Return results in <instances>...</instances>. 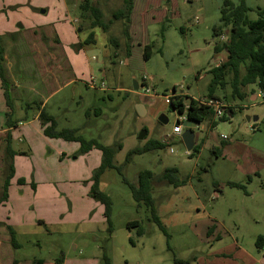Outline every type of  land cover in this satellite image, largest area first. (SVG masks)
<instances>
[{"label": "rangeland", "instance_id": "rangeland-1", "mask_svg": "<svg viewBox=\"0 0 264 264\" xmlns=\"http://www.w3.org/2000/svg\"><path fill=\"white\" fill-rule=\"evenodd\" d=\"M91 1L101 8L108 29L93 28L95 42L84 43L78 37L87 39L93 29L89 20L81 18L82 0H49L56 8L67 5L69 17L78 21H67L75 26L71 32H62L63 37H78L66 47L56 41L50 26L29 27L25 10L44 17L43 7L37 6L46 0H17L2 8L0 14L8 16L9 27L14 31L0 34L13 102L10 115H6L9 109L0 80V191L6 121L32 118L57 84L62 87L48 95L42 105L56 119L57 129L75 128L84 138H94L107 146L119 142L121 149L115 155V163L121 165L129 149L142 145L144 138L138 139L142 129L147 136L160 140L171 132L177 120L184 121L183 114L169 108L164 95L183 93L195 100L206 97L212 78L209 69L226 57L225 50L214 51V45L222 41L212 34L213 27L219 24L223 0H134L129 39L123 34V21L112 18V12L122 6L123 0ZM245 3L251 8L248 17L256 21L258 9L264 11V0ZM222 34L229 35V29ZM109 37L118 40L117 48L107 41ZM146 44L152 45L148 59L143 57ZM127 45L130 55L126 54ZM62 47L72 54L74 69L63 56ZM92 81L96 88L89 86ZM65 82L68 83L61 85ZM101 83L104 90L97 89ZM134 83L142 87L134 90ZM15 85L20 86L18 91H25L16 92ZM244 90L246 97L242 100L231 97L228 85L215 90V96L229 104L232 111L224 114L225 120L212 114L194 128L196 141H202L200 152L190 156L181 138L171 137L164 148L133 154L123 165V174L133 184L139 171L149 169L154 173L152 196L170 236L168 240L150 220L145 206H137L115 170L106 171L102 180V190L113 203L110 237L107 224L98 213L89 225L84 224L85 219L64 217L70 213L68 195L72 192L76 194L71 196L73 202L85 198L97 202L81 193L93 170L87 180H69L60 156L47 148L41 151L35 142L37 127L27 125L33 152L24 155L17 151L16 140L12 147L29 183L25 190L17 188L16 183L9 190V185L11 198L6 208H0V215H18L21 226L15 238L20 246L14 248L7 230L0 227V250L4 255L1 264H31L33 259H42L43 264H57V259L65 260L64 264H101L103 247L110 264H176L175 257L188 264H264V246L259 248L255 243L259 235L264 238V101L255 85ZM255 92L259 95L252 99ZM143 102L148 112L140 114L138 105ZM159 114L168 118L166 124L157 120ZM253 116L257 119L253 120ZM223 137L225 145L217 157L212 151L220 146ZM23 150L28 152L26 147ZM78 151L77 147L68 159L79 165L78 156L83 154ZM82 162L85 163L83 157ZM169 167H176L178 178L186 179V183L174 187L159 180ZM228 182L243 184L245 188L231 187ZM36 184L47 192L49 204L34 207L38 197ZM94 212L93 207L89 214ZM133 220L140 222L143 235H137V227H127ZM212 224L213 230L207 235Z\"/></svg>", "mask_w": 264, "mask_h": 264}, {"label": "trees", "instance_id": "trees-1", "mask_svg": "<svg viewBox=\"0 0 264 264\" xmlns=\"http://www.w3.org/2000/svg\"><path fill=\"white\" fill-rule=\"evenodd\" d=\"M169 1V0H167ZM134 0H123L121 7L115 9L112 12V18L114 20L123 21V34L129 39V23L130 15L133 10ZM81 10V18L89 20L90 28L100 27L103 31L108 29V24L103 20V12L101 8L91 0H82L79 5ZM251 10L245 0H240L238 4H234L231 0H223L222 7L220 8L219 24L215 25L212 29L213 36H220L224 29H229V42L220 43L217 42L214 45V51L220 52L226 51V58L214 67L209 69L212 74V78L207 87V96L216 97L215 90L217 88H224L227 85L231 90V97L233 99H244L246 97L245 88L248 85H255L259 91H261V97L264 101V11L258 9V17L256 21L251 20L248 17V12ZM4 9L0 10V13ZM164 30L163 27L161 29ZM107 41L117 48L119 42L115 37H109ZM94 33L91 31L84 43H94ZM151 44L144 46V59H148L151 55ZM126 54L130 55V46H126ZM5 66V49L2 44V36L0 35V80L2 83L3 95L5 103L9 109L6 115H10L12 111V101L8 92L9 81L6 77ZM175 90V88H172ZM169 108L176 110L179 114L185 115L186 119L196 123H201L207 117L212 115L211 109L198 104L193 98H189L186 95H172L169 97ZM230 114L232 107L229 108ZM226 115H223L220 120H225ZM38 120L40 121L42 132L45 136L50 138H60L69 142L79 143V153L85 154L92 149H97L101 152V161L98 167L93 169L91 173L90 187L87 195L93 200L97 201L103 206V217L107 224V233L110 237L113 232L111 214H112V199L100 188V180L102 175L108 170H115L122 179V182L129 188L132 198L137 206L144 205L150 213V220L153 221L158 228L166 235L167 240L169 234L161 221L160 216L157 214L155 208V201L152 196V183L154 180V173L149 169H144L138 172L137 182L133 184L130 182L122 172L123 165L129 162L130 157L133 154H142L147 151L161 149L166 146V143L158 139H147L141 147L132 148L125 156L124 162L121 165L115 163V155L121 149V144L115 142L111 146L104 145L98 142L96 139H86L83 136L77 134L75 128H61L57 129V122L54 116L49 114L43 107H38ZM216 124V123H215ZM14 126V122L11 119L6 121L5 133V147L3 158V183L0 191V204L8 199V187L10 180L14 176V164L13 158L16 151L12 148V138L10 128ZM146 136L144 137V139ZM202 142V141H201ZM225 145V142L221 140L220 146L215 147L212 151L217 157L221 155V149ZM200 143L194 145L190 156L193 153H198L200 150ZM159 180L178 187L186 183V179L178 178V170L176 167H169L163 170L158 177ZM250 181V178L248 179ZM24 178L17 179V183L24 184ZM231 187L245 188L243 184L236 182L227 183ZM30 185L34 187L33 181ZM0 225L4 223L0 222ZM127 227H137V235L144 234V228L141 226L138 220L129 221ZM214 224H212L207 231V235L213 230ZM10 238V244L15 248L20 244L16 241L15 232L9 225H5ZM219 238V235L216 236ZM130 242L131 239H129ZM256 246L261 248L264 246V238L259 235L256 239ZM169 248V246H168ZM176 264H188V261L174 258ZM57 264H61L62 260L57 259ZM101 264H110V258L107 256L105 248H102V254L100 258ZM31 264H43L42 259H33Z\"/></svg>", "mask_w": 264, "mask_h": 264}, {"label": "crops", "instance_id": "crops-1", "mask_svg": "<svg viewBox=\"0 0 264 264\" xmlns=\"http://www.w3.org/2000/svg\"><path fill=\"white\" fill-rule=\"evenodd\" d=\"M18 1H25V0H18ZM33 1H35V0H31L32 3H33ZM10 2L11 3H15V2H17V0H0V9H2L4 6L8 5L7 3H10ZM38 7H43V9H44L43 10V14L45 15L44 17H42L41 14H39V13H35V12L32 13V12H29V11L25 10V15H26L27 20H28L27 22L31 23V25L29 27L36 28L38 26H41V27L42 26H46V25L50 26V28L53 30L52 32L56 34V37H57L56 41L64 44L65 47H66V45L68 43H75L76 42V40H77L76 37H78V36L75 37L73 35V36H71L69 38H64L63 35H62V32H64V31L71 32V30L73 29V26H75V25H68L67 21H69V22H71V21L72 22L73 21L74 22H78L77 19H71L69 17L67 5L59 4V7L56 8L55 5L52 6L51 4H49V0H46L45 3L43 2V4H38L37 8ZM22 17H24V16H22ZM4 18H6V19H4ZM87 20L88 19H85V21H87ZM8 22H10L8 16L4 17V14H0V34H2L4 32L14 31L13 28H10L11 25L9 27V23ZM2 28H4L5 30H1ZM1 31H4V32H1ZM91 31H93V33H94V29L90 30L89 33ZM85 39H81V37H78L79 41L81 40V41L84 42ZM94 41H95V35H94ZM65 47H62V49H61L62 50V54L68 60L71 68L74 69L73 64H72L73 63L72 62L73 56H72L71 53H66ZM225 58L222 61H224ZM46 71L49 72L50 70L47 69ZM67 83L68 82H65V83H63L61 85L64 86ZM19 87H20L19 85L13 86V88L16 90V92H22L23 93L25 91V89L22 88V90L18 91ZM61 87L62 86H60V84H57L55 90L52 93H49L48 95L50 96L51 94L56 92ZM247 88H248V86H247ZM115 89H120V88L117 87ZM29 90L32 91V88H29ZM169 95L170 94H165L164 97L167 99V97ZM47 96L45 98H43L40 107H42L43 103H45V101L47 99ZM257 96H258V93L256 94V92H255L250 97L252 99H255ZM11 101H12V99H11ZM140 104H141V106H140V108L138 107V110H140L143 113H147L148 112V108L144 104V102L140 103ZM12 105H13V102H12ZM21 119H19V120H11V121L14 122V126H12L10 128V132H11L12 144L16 140V142L19 143L16 150L20 151L24 155H29L34 150L33 143H32V141H33L32 134H30L29 130H27V128H25V127L27 125H30V126L31 125H35L37 127V128H35L36 133L34 134L36 136V139H37L35 142H37V144L39 146V149L41 151H43L45 148H47V150L50 151V152H53L54 155H59L60 156V158H61L60 163H65L66 169H67V176H68L69 180H73L75 182H77L80 179H86L87 180L89 178L90 171H92L94 168H96L100 164L101 152L99 150H97V149H92L89 152L83 154L82 156L79 155L78 159L79 158L81 159V162H80L79 165L76 164V163H71L73 161H70L68 159V156L70 157V155H72V153L75 151V149H77V147L79 148V143L78 142H76L77 144L76 143H70L69 141H65V140L60 139V138H50V137L45 136L43 134V132H42V128H41L40 122L38 120V110L32 116V118H26V116H23V118H21ZM213 126H215V123L213 124ZM7 130L8 129L6 127L3 129L4 132H6ZM20 134L22 135L21 136L22 139L20 137ZM147 135L148 134H146V138L142 142V145L145 143V141L147 139H154V138H151V137H149ZM221 139L224 141V137L221 138ZM160 141L166 143V138L165 137L161 138ZM24 143L26 144L25 146L23 145ZM197 143L198 142L195 139V144H197ZM24 147L27 148L28 152H26V150H23ZM64 152L66 153L65 156L63 154ZM221 155H222V149H221ZM82 157L84 158L85 163L82 162ZM62 159H63V161H62ZM13 164H14V170L15 171H14V176L10 180L11 184H10L9 190H10V188L13 185H15V183L17 184V185H15L17 188L21 187L22 189L25 190V188L27 186V183H29V182L26 179V175H24L26 173V171L22 172L20 170V168L22 169V164L20 163V158H18L17 155H14ZM103 176H104V174L102 175L101 180H100V188L101 189H102ZM20 177L24 178L25 182H24L23 185L18 186L17 179L20 178ZM90 184H91L90 182H87L86 186L83 187V191L81 192L82 194L84 193V195H85V194L88 193ZM39 186L40 185L36 184L35 195H38V197L34 200V203H33L34 207L35 206L41 207L44 204L47 205V204L50 203V200H48L47 197H46V195H47L46 193L47 192L46 191H41L39 189ZM73 190L76 193L79 192L78 189H77V191L75 189H73ZM71 196L75 197L76 194L74 192H72L71 195L70 194L68 195V197L71 200V202H70V210H69L70 213L69 214L65 213L64 217H69V216L70 217H77V220L78 219H80V220L85 219L86 222H84V224H87V225L90 224L92 218L97 213H98V215L102 216L101 219H104V217H103V206L100 203H97V202L91 203L90 201L87 200V198L81 199V200L77 199V201L73 202ZM10 198H11V193L9 192L7 201L2 202L0 204V208H1V206L6 208L7 207L6 205H7V203H8ZM75 204L77 206H74ZM93 207L95 209V212L90 215L89 214L90 210ZM9 214L10 215H7V216L4 215V213L0 215V222L4 223V225H0V227H4L5 228V225L11 226L13 228V230L15 232V236H16L17 229L21 226V224H19V217H18V215H11V212H9ZM104 221H105V219H104ZM8 239H9V243H10V238H8ZM3 257H4V255L2 253V250H0V264H1V259ZM64 263H65V260H63L61 264H64Z\"/></svg>", "mask_w": 264, "mask_h": 264}, {"label": "built area", "instance_id": "built-area-1", "mask_svg": "<svg viewBox=\"0 0 264 264\" xmlns=\"http://www.w3.org/2000/svg\"><path fill=\"white\" fill-rule=\"evenodd\" d=\"M221 37V41L222 43H228L229 42V35H220ZM89 86L91 88H96L93 81L92 83L89 84ZM98 89H105V86L101 85L99 87H97ZM146 91H148V89H146ZM173 94H170L167 99L169 101V97L172 96ZM174 95H182V93H174ZM259 95V94H258ZM261 96V95H260ZM195 100V99H194ZM198 102V104L204 105L206 107H208L209 109H211L212 114L214 116H216L217 118H221L226 112H228L229 108H231V106L225 102H223L221 99H219L218 97H203L202 99H197L195 100ZM186 117L185 115H183V120H185ZM183 131V126H182V122L178 121V123L174 124V126L172 127V130L170 133L166 134L165 138H166V142L167 139L170 137H174V138H181V133ZM170 151L172 152L173 150L170 148Z\"/></svg>", "mask_w": 264, "mask_h": 264}, {"label": "water", "instance_id": "water-1", "mask_svg": "<svg viewBox=\"0 0 264 264\" xmlns=\"http://www.w3.org/2000/svg\"><path fill=\"white\" fill-rule=\"evenodd\" d=\"M19 27H22V25L19 23L18 24ZM142 85H138L136 83L133 84V89L134 90H138L139 88H141ZM141 104L138 105V107L140 108ZM138 112L140 114H142V112L140 110H138ZM251 117H247V120H250ZM253 120H256L257 117L253 116L252 117ZM157 120L161 123V124H166L168 122V118L164 115V114H159ZM178 123V120L176 121V124ZM199 123L193 122V121H189L187 119H185L182 122V126H183V131L181 133V140L186 148V150L188 152H191L194 144H195V132H194V128L198 125ZM146 135V130L142 129L138 135V139H143Z\"/></svg>", "mask_w": 264, "mask_h": 264}]
</instances>
